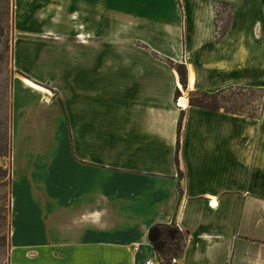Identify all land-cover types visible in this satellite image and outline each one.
Instances as JSON below:
<instances>
[{
	"label": "crops",
	"instance_id": "crops-1",
	"mask_svg": "<svg viewBox=\"0 0 264 264\" xmlns=\"http://www.w3.org/2000/svg\"><path fill=\"white\" fill-rule=\"evenodd\" d=\"M11 2L6 263L157 264L176 223L178 264H264V0ZM231 88L257 118L189 103Z\"/></svg>",
	"mask_w": 264,
	"mask_h": 264
},
{
	"label": "rangeland",
	"instance_id": "rangeland-1",
	"mask_svg": "<svg viewBox=\"0 0 264 264\" xmlns=\"http://www.w3.org/2000/svg\"><path fill=\"white\" fill-rule=\"evenodd\" d=\"M12 0H1L0 2V155L6 158L10 148V114H9V97H10V68L8 66L10 51L12 48ZM224 12L221 19L229 20L230 9L223 7L218 8V15ZM169 65L177 66L168 61ZM191 96V94H190ZM189 96V98H190ZM231 103L227 104L228 108L235 111L252 114L258 112L262 104L263 93L259 91H242L236 90L226 94ZM1 161V160H0ZM6 164L0 167V264L6 263L7 252V230L9 228V167Z\"/></svg>",
	"mask_w": 264,
	"mask_h": 264
},
{
	"label": "trees",
	"instance_id": "trees-1",
	"mask_svg": "<svg viewBox=\"0 0 264 264\" xmlns=\"http://www.w3.org/2000/svg\"><path fill=\"white\" fill-rule=\"evenodd\" d=\"M222 34H223L222 31L221 32L218 31V38ZM0 64H1V57H0ZM175 67L180 76L181 84L185 88L186 76H187L186 69L183 65H177ZM236 90L251 91V92L256 91L253 89L231 88V89L219 91L214 94L196 92L191 94L189 103L191 106L194 107L204 108L213 111H218L220 109H223L227 113L247 115L250 118H257L259 116V111L261 107H259L258 112L255 111L252 114H244L235 111L232 108L227 107V104L231 103V100L227 99L226 94L232 93ZM181 129H182V120L179 123V134L181 132ZM176 161L179 166L178 155L176 157ZM1 218L2 217H0V219ZM149 241L153 249L155 250L156 254L158 255V257L163 260L164 262L163 264H171L172 258L179 257L184 252V247L186 244V236L176 223L172 225H156L150 229Z\"/></svg>",
	"mask_w": 264,
	"mask_h": 264
},
{
	"label": "built area",
	"instance_id": "built-area-1",
	"mask_svg": "<svg viewBox=\"0 0 264 264\" xmlns=\"http://www.w3.org/2000/svg\"><path fill=\"white\" fill-rule=\"evenodd\" d=\"M181 99H182V97L178 98V102H177L178 106H181V104H180ZM178 262H179V257H174L171 260V264H178ZM163 263H164L163 260L159 258V261L157 262V264H163ZM147 264H151V262L149 261V262H147Z\"/></svg>",
	"mask_w": 264,
	"mask_h": 264
},
{
	"label": "bare ground",
	"instance_id": "bare-ground-1",
	"mask_svg": "<svg viewBox=\"0 0 264 264\" xmlns=\"http://www.w3.org/2000/svg\"><path fill=\"white\" fill-rule=\"evenodd\" d=\"M180 104H181V106H183V107H187V101L186 100H180Z\"/></svg>",
	"mask_w": 264,
	"mask_h": 264
}]
</instances>
